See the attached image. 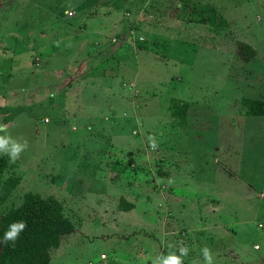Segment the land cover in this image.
<instances>
[{"label": "rangeland", "instance_id": "rangeland-1", "mask_svg": "<svg viewBox=\"0 0 264 264\" xmlns=\"http://www.w3.org/2000/svg\"><path fill=\"white\" fill-rule=\"evenodd\" d=\"M257 99L264 0H0V135L27 143L0 213L27 193L61 202L74 229L49 264H154L181 246L182 264L203 247L264 264Z\"/></svg>", "mask_w": 264, "mask_h": 264}, {"label": "trees", "instance_id": "trees-1", "mask_svg": "<svg viewBox=\"0 0 264 264\" xmlns=\"http://www.w3.org/2000/svg\"><path fill=\"white\" fill-rule=\"evenodd\" d=\"M188 6V5H187ZM190 9L189 22L203 25H216L217 20L213 10L195 12ZM217 14V13H216ZM136 26V25H135ZM133 31L135 27H132ZM131 29V30H132ZM135 32V31H134ZM238 53L242 60L248 61L255 57L256 51L246 43H240ZM248 116L264 117V100H250L246 103ZM186 106L175 107V116L185 114ZM6 173H9L6 176ZM19 177L14 171V164L7 154L0 156V207L9 198L19 184ZM123 200H121V205ZM125 209L132 204L126 202ZM123 205V206H125ZM23 220L25 229L20 233L15 243L8 241L0 244V264H49L51 251L58 248L63 237L70 234L74 227L65 216L61 202L54 197H43L35 193H27L22 203L0 213V236L8 225Z\"/></svg>", "mask_w": 264, "mask_h": 264}, {"label": "clouds", "instance_id": "clouds-1", "mask_svg": "<svg viewBox=\"0 0 264 264\" xmlns=\"http://www.w3.org/2000/svg\"><path fill=\"white\" fill-rule=\"evenodd\" d=\"M26 147V142H18L8 134L0 135V154H7L10 161L17 160ZM25 226L23 220L8 225L7 230L0 236V244L8 241L15 243ZM187 251V248L181 246L178 249V255L171 253L166 256H160L154 264H182V258L187 255ZM200 252L203 257V264H214V254L210 252L208 247L201 248Z\"/></svg>", "mask_w": 264, "mask_h": 264}, {"label": "built area", "instance_id": "built-area-1", "mask_svg": "<svg viewBox=\"0 0 264 264\" xmlns=\"http://www.w3.org/2000/svg\"><path fill=\"white\" fill-rule=\"evenodd\" d=\"M131 32H133V31H131Z\"/></svg>", "mask_w": 264, "mask_h": 264}]
</instances>
